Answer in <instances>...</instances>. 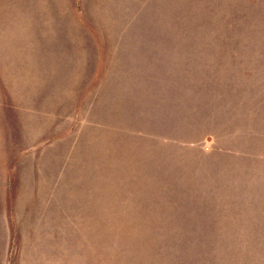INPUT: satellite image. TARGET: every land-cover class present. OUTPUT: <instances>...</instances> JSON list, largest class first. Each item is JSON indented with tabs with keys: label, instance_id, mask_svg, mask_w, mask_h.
I'll return each instance as SVG.
<instances>
[{
	"label": "rangeland",
	"instance_id": "374dc122",
	"mask_svg": "<svg viewBox=\"0 0 264 264\" xmlns=\"http://www.w3.org/2000/svg\"><path fill=\"white\" fill-rule=\"evenodd\" d=\"M0 264H264V0H0Z\"/></svg>",
	"mask_w": 264,
	"mask_h": 264
}]
</instances>
